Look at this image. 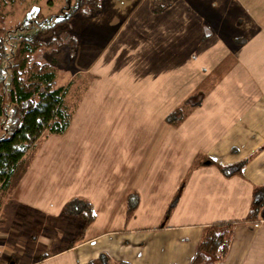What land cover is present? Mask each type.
<instances>
[{
	"label": "crops",
	"instance_id": "0c3cea01",
	"mask_svg": "<svg viewBox=\"0 0 264 264\" xmlns=\"http://www.w3.org/2000/svg\"><path fill=\"white\" fill-rule=\"evenodd\" d=\"M82 14L60 67L66 105L78 89L68 124L1 191L0 264H188L221 220L238 222L214 264H264V204L240 221L264 186V0H102ZM204 158L243 164L226 176ZM74 198L91 221L62 211Z\"/></svg>",
	"mask_w": 264,
	"mask_h": 264
},
{
	"label": "trees",
	"instance_id": "16d2710c",
	"mask_svg": "<svg viewBox=\"0 0 264 264\" xmlns=\"http://www.w3.org/2000/svg\"><path fill=\"white\" fill-rule=\"evenodd\" d=\"M70 1L66 0V4H70ZM101 2L102 0H76L71 11L64 10L54 16L55 21L51 26L55 28L59 23L69 21L72 14L79 11L96 12ZM6 3L7 0H0V118L3 124V132L0 134L1 191L8 188L23 157L35 147L38 140L45 133L63 132L68 124L71 113L64 101L66 89L63 85L56 84L57 66L50 57L58 47L71 46L74 43V36L64 41L56 39V48L49 49L55 39L40 40L36 38L34 32L31 35L19 33L15 44L8 46L10 26L4 15ZM45 19L48 17L34 21L40 24ZM200 100L201 95L193 94L181 104L183 108L180 105L170 112L166 116V121L173 125L177 124L182 119L184 110L198 105ZM201 163L216 165L226 176L240 174L243 164L239 162L222 166L210 158H204ZM177 197L178 192L170 201L164 219L174 207ZM263 204L264 186H256L252 191L247 214L240 221L251 225L256 223ZM137 205V194L129 193L126 197L127 217L133 214ZM70 206L73 209H69ZM62 211L84 215L88 222L94 218L90 204L79 198L71 199ZM236 222L238 220H221L203 227L196 251L188 264H214L221 261L228 251L232 227Z\"/></svg>",
	"mask_w": 264,
	"mask_h": 264
},
{
	"label": "rangeland",
	"instance_id": "374dc122",
	"mask_svg": "<svg viewBox=\"0 0 264 264\" xmlns=\"http://www.w3.org/2000/svg\"><path fill=\"white\" fill-rule=\"evenodd\" d=\"M66 3V0H7V3L4 7V15L8 26H10L8 29L10 30L8 33L9 36L7 37L8 46L15 44L17 38L16 36H18L19 33H27L28 35H31L35 32L36 38L40 40L48 41L50 38H54L55 42L51 44L49 49L56 48L58 39L60 41H64L71 37L70 34L72 32L77 33V31H81L84 24V21L81 20V16L83 15L82 13L84 12L81 13V11L72 14L69 21L66 20L62 23H59L57 26H55V28L54 26H51L55 21L54 16L60 14V12L64 10V12L71 11V8L75 5L76 0H71L70 4L68 5ZM27 16H29L31 20L28 19ZM43 17H48V19H45L40 24H37L35 22L36 20L40 21ZM17 24H19L18 27L16 26ZM11 29L14 31H12ZM81 33L83 32L81 31ZM68 47L69 46H63L62 48L58 47L57 51L50 57L55 61V64L57 66L56 84L63 85L66 89V93L68 91L70 92L69 82L67 83L69 78L65 79L66 74L64 72V69H60V67L62 66V63L65 64L66 61H68V59L70 58V51ZM8 50L9 49H7V51ZM64 66L65 65H63V67ZM76 91H78V89L71 93L69 101L67 102V108L70 113L71 108L74 104V99L76 98ZM1 121L2 119L0 118V134L3 132V124H1ZM47 134L49 133H45L44 135ZM33 149L34 147L26 153L24 164ZM2 194L3 193L0 190V201L1 199L8 198V194L4 193V196ZM100 256H98L97 259L101 262L102 258H100Z\"/></svg>",
	"mask_w": 264,
	"mask_h": 264
}]
</instances>
